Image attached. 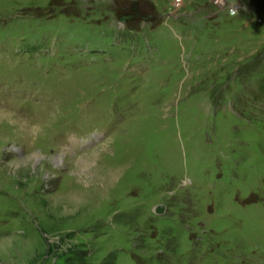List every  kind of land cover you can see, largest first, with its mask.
Returning <instances> with one entry per match:
<instances>
[{
  "label": "rangeland",
  "instance_id": "374dc122",
  "mask_svg": "<svg viewBox=\"0 0 264 264\" xmlns=\"http://www.w3.org/2000/svg\"><path fill=\"white\" fill-rule=\"evenodd\" d=\"M0 264H264V0H0Z\"/></svg>",
  "mask_w": 264,
  "mask_h": 264
},
{
  "label": "water",
  "instance_id": "95a60500",
  "mask_svg": "<svg viewBox=\"0 0 264 264\" xmlns=\"http://www.w3.org/2000/svg\"><path fill=\"white\" fill-rule=\"evenodd\" d=\"M127 17H128V15L120 16L119 17L120 22L125 21L127 19ZM162 209H163V206L162 205H157L156 208H155V210H156L157 213L162 212Z\"/></svg>",
  "mask_w": 264,
  "mask_h": 264
},
{
  "label": "bare ground",
  "instance_id": "6f19581e",
  "mask_svg": "<svg viewBox=\"0 0 264 264\" xmlns=\"http://www.w3.org/2000/svg\"><path fill=\"white\" fill-rule=\"evenodd\" d=\"M4 116H5V115H4ZM6 118H7V117H6ZM4 119H5V118H4ZM16 122H17V121H16ZM16 122H15V123H16ZM19 122H20V121H19ZM17 124H18V123H17ZM25 127L27 128V126H25ZM68 153H69V152H68ZM68 153H67V154H68ZM67 154H66V155H67ZM27 161H29V159H28ZM109 177H110V176H109ZM111 177H112V176H111ZM111 177H110V178H111Z\"/></svg>",
  "mask_w": 264,
  "mask_h": 264
},
{
  "label": "flooded vegetation",
  "instance_id": "af4514ba",
  "mask_svg": "<svg viewBox=\"0 0 264 264\" xmlns=\"http://www.w3.org/2000/svg\"><path fill=\"white\" fill-rule=\"evenodd\" d=\"M130 15H132V16H133V14H130Z\"/></svg>",
  "mask_w": 264,
  "mask_h": 264
}]
</instances>
